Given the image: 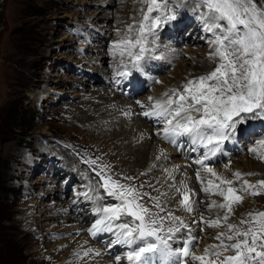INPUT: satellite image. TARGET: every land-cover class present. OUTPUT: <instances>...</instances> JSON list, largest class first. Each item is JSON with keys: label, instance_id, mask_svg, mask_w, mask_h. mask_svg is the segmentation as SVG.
<instances>
[{"label": "rangeland", "instance_id": "rangeland-1", "mask_svg": "<svg viewBox=\"0 0 264 264\" xmlns=\"http://www.w3.org/2000/svg\"><path fill=\"white\" fill-rule=\"evenodd\" d=\"M139 7L138 0H4L0 7V264H81L78 257L68 261L67 259L73 253L82 254L76 251L84 233L89 234L93 240L88 229L98 216L89 208L91 205L87 204L85 211L81 208V213L87 214L84 220L66 219L60 212H71L72 204L83 202L84 197L79 194L89 192V188L83 191L86 185L90 186L91 181L96 183L99 179L93 171L96 166L86 164V160H96L97 165H108L109 174L114 179H119L121 183H132L137 187L143 183L142 192L157 196L154 193L157 192L155 188L159 186H156L154 181L126 174L125 163L120 159V154H117L118 150L113 151L111 144L101 145L99 139L94 138L91 132L82 130L84 127L80 123L69 120L66 117L69 113L65 111L67 107L75 110L83 108L87 98L95 96L99 86L105 85V74L100 66L114 72H110V75L112 79L117 80L115 73L118 69V59H113L110 55L111 45L120 38L117 35L118 29L123 33L127 26L133 23L134 18L139 19ZM198 22L191 11H182L180 18L172 23V29L170 25H166L159 33V49L156 56L160 58L154 59V64L157 65L166 53L171 54L172 51L181 55L180 59L186 61V64L181 61L170 64L158 74L155 72L151 82L145 77L146 79L139 82L137 91L140 92L136 91L137 93L127 83L122 87L116 83H107L109 87L113 90L116 87V92L130 102L141 101L140 103L148 104L149 96L156 97L157 94L161 97L164 92L184 81L191 73L196 72L187 55H183L184 51L188 48L195 54L205 55L204 53L210 50L206 42L207 34L203 32L202 26L197 28L198 31H193ZM178 26L182 30L179 35L175 34ZM192 35L193 37H190ZM99 56L104 58L102 64L96 62ZM197 70L196 74L202 75L210 71L211 66L206 64ZM133 78L135 79L132 75L129 79ZM156 80L160 83H155ZM45 91L48 93L46 98ZM134 95L136 99L130 98ZM107 98L111 99L109 96ZM119 110L113 111L114 113L105 112L104 115L108 114L110 117L115 113L120 114L122 111ZM136 111L137 115L142 111L139 104ZM139 116L152 128L154 137L162 142L156 133L163 126L154 124L151 118ZM251 122L253 121L249 124L256 133L261 132L262 124ZM255 135H245L241 140L238 135L235 142L241 148L240 154L235 156L236 160L248 171L254 168L264 170L262 160L250 165H244L241 161L244 155L251 154L249 149L245 152L246 148L243 147L249 144L247 137H250L249 142H253L251 138ZM257 137L264 138V135L261 137L258 134ZM226 142L224 149L227 151L230 145ZM45 146L58 147L63 149L64 153L73 155V159L84 168L83 171H87L88 179L82 180L83 177L80 178L76 173L77 169H74L73 176L68 177L65 174L66 156L60 154L58 149L52 150L54 155L47 154L42 149ZM160 148L166 149L163 146ZM177 152L183 155L188 166L193 168L190 167L192 173L196 167L200 168L194 163L197 158H201L197 152ZM225 155L219 156L216 162L210 159V167H223L226 164L233 167V163L222 161ZM235 170L240 171V168ZM232 173L224 176L232 178ZM203 174L207 178V174ZM125 176H133L135 179L129 182L123 179ZM244 179L253 184L264 180L254 175ZM189 180L190 177L187 182ZM92 194L89 192V195ZM100 194H104L103 189H100ZM243 195V203L234 206L230 223L239 225L247 213L264 209V194ZM203 196L204 199L201 198L195 214L203 215L205 220L215 219L217 210L209 211L207 205L212 200H222L215 195ZM104 202L117 203L111 197L106 198ZM144 202L153 212L158 211L153 207V200L145 197ZM160 214L166 215V211ZM79 221L83 226L80 230L71 228L72 224L75 226ZM165 222L166 230L171 226ZM185 223L191 229L195 222L191 219ZM204 228L205 232L198 228V235L195 236H192L189 229H182L178 233L184 239L196 238L193 241V252L197 255H202L210 245L219 244L214 237L217 232L224 230L207 228L205 225ZM110 236L112 235L109 233L100 234L96 242L106 246L104 252L107 254L108 251L113 253V256L108 254L109 257L120 256V261L126 259L125 253L130 250L128 246L113 244L109 247L110 241L114 240L113 237L109 239ZM177 245L178 243H175L174 248ZM91 260L92 258L88 257L86 262Z\"/></svg>", "mask_w": 264, "mask_h": 264}, {"label": "snow or ice", "instance_id": "snow-or-ice-1", "mask_svg": "<svg viewBox=\"0 0 264 264\" xmlns=\"http://www.w3.org/2000/svg\"><path fill=\"white\" fill-rule=\"evenodd\" d=\"M138 4L139 19L134 18L123 33L117 30L120 38L112 42L110 49L112 58L118 59L115 73L120 78L115 81L118 85L126 81L131 86L129 78L133 72L147 75V61L160 58L156 56L160 30L177 21L182 11H191L207 34L210 50L203 63L210 65L211 70L202 75L190 74L191 78L170 88L161 98L149 96L148 104L140 101L137 104L142 109L139 115L163 126L156 133L162 140L180 147L178 141L186 138L194 146L193 151L204 149L202 157L194 161L200 165L195 173L200 192L219 196L222 202L212 200L207 208L217 210L216 218L205 220L201 215L200 222L208 228L224 230L214 237L219 244L205 248L202 255H195L193 241L196 238L177 236L182 229H189V225L170 210L166 215L160 214L166 211L161 197H167L171 202L176 195L155 189L159 195L153 197L141 191L143 183L138 187L121 183L109 174L108 165L86 160V164L96 166L93 171L99 178L89 186V192L94 195L89 192L79 194L94 202V212L98 216L88 231L93 237L111 234L114 240L110 241L109 247L113 244L128 246L130 250L125 253V258L129 264H264V212L247 213L239 222V225H245L244 228L229 222L234 206L243 203V194H264V180L253 184L244 177L257 174L239 170L232 173V178H227L205 163L224 152L226 141H235L238 135L257 134L250 121L264 122V2L138 0ZM154 82L160 83L158 80ZM123 115L127 117L132 113L124 112ZM249 151L264 161V138ZM162 158L168 157L160 149L156 159ZM156 167L152 165V168ZM163 171L168 180H175L174 172L179 171V166ZM202 173L208 174L207 178ZM123 179L131 182L135 177L125 176ZM179 185L172 183L168 187L179 195V205L184 211L194 212L199 207V203L192 199L197 193L186 180H180ZM100 189H103V195ZM108 197L117 203H105ZM145 197L154 201L153 207L158 211L153 212L146 206ZM166 220L172 222V226L165 230ZM170 241L181 246L174 248ZM91 252L92 249H88L84 256ZM120 259V256L115 257L117 262Z\"/></svg>", "mask_w": 264, "mask_h": 264}, {"label": "bare ground", "instance_id": "bare-ground-1", "mask_svg": "<svg viewBox=\"0 0 264 264\" xmlns=\"http://www.w3.org/2000/svg\"><path fill=\"white\" fill-rule=\"evenodd\" d=\"M136 15L134 17H136ZM200 25H201V23L198 22V24H196V26L193 27L194 28L193 31H198L197 28L200 27ZM173 27H174V25L171 24L170 29H172ZM176 28L177 29H176L175 34L179 35L182 32V30H180V26H178ZM194 34H196V33L194 32ZM190 37H193V35ZM196 41H197V39H196ZM172 52L173 53H171V54H169L170 52L166 53L167 55H165V57H163L162 61L157 63V65L154 64V62H153L154 59L147 61V64H146V72H148L147 75H142L140 73L135 72L133 74L135 79L134 78L129 79L131 81L130 87L132 88V90L134 92H136L138 90L139 82H141L142 79H146L145 77H147L148 81L151 82L155 77L154 76L155 72L158 74L159 71H162V69H165L167 66H170V64H174L178 61H181V63L186 64V61L184 62L183 59L182 60L180 59L181 55H179L175 51H172ZM184 53L185 54H183V55H187L188 59L191 61L190 64L193 65V69H195L196 72L198 71L197 70L198 68L200 69V66H203V65L206 66V63H203V61L207 57L208 52L204 53L205 55H203V54L198 55V54H195V52L193 50H189L187 48L184 51ZM164 60H166V61H164ZM103 61H104V58H101L100 56L97 57L96 62L98 64H102ZM100 68L105 74V76H104L105 85L99 86L100 87L99 91L97 92V94L95 96H93L91 98H87V100L83 103V108L75 110L73 108L67 107L65 111L67 113H69L68 114L69 116H66V117L69 118V120L75 121L76 124L80 123L84 127V128H82V130H85L86 132L87 131L91 132L92 133L91 135H93L94 138L99 139V142L101 143V145L107 146L108 144H111L113 146V151L117 149L118 150L117 154H120V159L125 163L126 174L130 173V174H134L135 177L139 176V178H142L144 180L150 179L151 181H154L156 186L162 187L161 189L163 191H161V189H159L160 192H167V193H169V195H176L172 189H169L168 185L172 184L174 182H177V186L179 187L180 186L179 181L182 180L183 176H185V179H183V180H186V182H187V178L190 177V180L187 183L190 184L191 187L190 186L189 187L193 188V190L197 193V195L195 197H193L192 199H194L195 201H197L200 204V202H201L200 200H201V198L204 197L203 196L204 193L200 192V185H199L200 183L194 177L197 169L195 170V172L192 173V170H191L192 167L190 166L191 167L190 168L188 166V164L186 163V161L184 160V158H183L184 156L177 152V151H180L181 153L183 152V154L187 153V151L192 150V148L194 146L191 145L190 143H188L186 138H181V140L178 141V143L180 144V147H176L173 144L168 143L167 141H164V140L161 142L159 139L155 138L156 136L154 137L152 128H150V126L147 124V122H145L144 119L141 120L140 116L137 115L136 110H137L138 104L135 103L137 101L130 102L129 99L126 100L124 97H121L120 93L118 92L119 93L118 94L116 92L115 89H117V88L115 86H114L115 87L114 90L112 88H110L107 83H111V84L115 83L114 81L116 80V78L112 79V75H110V72H112V71L109 72L108 69L103 68L101 66H100ZM191 68H192V66H191ZM204 68H206V67H204ZM201 69H202V67H201ZM177 70H178V68H177ZM196 72H193L191 74L197 75ZM113 73L114 72H112V74ZM94 76L98 77V75H94ZM106 77H107V79H106ZM187 78H191L190 75L188 77H186V79ZM117 79H119V78L117 77ZM186 79L184 81L178 83V84L176 83L177 85H175L174 87L181 85L182 83H184L186 81ZM133 80H135V81H133ZM132 81H133V83H132ZM126 83L128 84V82H126V81L119 84V87H122ZM164 86L166 87L167 84ZM174 87H172V88H174ZM163 89L164 88H162V90ZM137 92H140V91H137ZM159 94H161V93H159ZM47 96H48V93L45 94V98ZM107 96H109L111 99L108 100ZM159 96L160 95L156 94V97L154 95V98H156V99L161 98ZM117 109L118 110L120 109L122 112H120V114L115 113L114 115H112L110 117L107 116L108 114H106L107 117L104 115L105 112L114 113L113 111H115ZM129 111L132 113L131 116L126 117L125 115H123L124 112H129ZM251 123H254V124L256 123V125H260L263 122L253 121ZM251 139H253L254 141L255 140L258 141L261 138L254 136ZM235 142H236V140L235 141H227L226 144L230 145V149H229L230 152H228V150L226 151L224 149V152L222 154L218 153L217 156L212 158L211 160L213 162H216L217 158L219 156H223V154L225 155V153H227L229 155V154H234L237 151H241V148L238 147V144H235ZM160 146H163L164 148H166V149H163V148L162 149L167 154V157H168L167 159H163V158L160 160L156 159V157L158 155H160V149H161ZM251 146L253 147L254 144H251V143L246 144L243 147L248 148ZM223 148H224V145H223ZM42 149H43V152H46L47 154L50 153L51 155H54V154H52V150L58 149L60 154L66 156L67 166L65 168V171H66L65 174H67L68 177L73 176L74 169H77L76 173H77V175L80 176V178L83 177L82 180L86 181L88 179L87 178L88 177L87 171L86 170H84L86 172L83 171L84 168L82 169L80 164H78L76 162V160L73 159V157H72L73 155L71 156L70 154L64 153V150L61 148H58V147L53 148L51 146H45ZM201 149H203V148H200L198 151H201ZM247 154L241 158L242 159L241 161L244 163V165H247V164L250 165V163L257 162V161L259 162L260 159H257L253 153H251V154L247 153ZM44 157H45V155H44ZM45 158H48V157H45ZM129 158H132V160ZM49 159L51 160V158H49ZM187 159H188V157H187ZM232 159H233V167L231 165H229V168H225V165L223 167H218V166H216V167L211 166V167H213L215 171L222 174L223 176L224 175H226V176L230 175L231 172L236 171L235 168L239 167L240 172H242V173H256L257 175H254V176H260L261 178H264V170L259 169V168L258 169L254 168L252 171H248L247 169L242 168L241 163L236 160V157H233ZM187 161H189V160H187ZM152 165H157V167L152 168ZM72 166H74L76 168H73ZM174 166H179V171L174 172L175 180H168L167 179V173L164 172L163 169H165V168L173 169ZM150 168H152V170L149 172L148 170ZM246 171H248V172H246ZM141 173H147V174L141 175ZM207 176H208V174H207ZM246 177L247 176H245V178ZM141 181L143 182V180H141ZM91 182H92L91 184H95L94 181H91ZM91 184H89V185H91ZM88 188H89V186L86 185V189L83 191H86ZM57 192H59V191L57 190ZM60 193L61 192H59V195H61ZM154 194L159 195L158 192H155ZM92 195H94V193ZM63 196L64 195H62V197ZM176 197L177 198L172 200L171 202H168L167 197H161V203L163 202L162 204L165 205L166 212L169 209L174 215L180 216L184 220V222H187V223L191 219L193 221H195V223H193L192 227H191L192 236H195L196 234L198 235L199 229H203V231L205 232L206 230L204 228V225H202V222H200V217H199L200 215H198V213L195 214V212L197 210L192 212V215H190L191 213L189 214L188 212L184 211L180 207L179 195H176ZM83 199L84 200L81 203L76 202V203L72 204L73 210H71V212H60L61 215L63 217H65L66 219H71V218L72 219H80L81 218V220H84L86 218L87 214L84 215L83 213H81L82 212L81 208H83V211H85L86 204L92 203L91 205H93L92 207L94 209V202L91 200L85 199V197ZM64 205H66V204H64ZM89 208H91V206ZM78 209H80V210L77 211ZM93 212H94V210H93ZM188 218H191V219L189 220ZM167 222L169 223L168 225L172 226V222L166 221L165 223H167ZM73 227L80 230L83 226H82V223H80V221H79L78 223L75 224V226L72 224L71 228H73ZM184 233H185V231H184ZM177 236H180V235H178V233H177ZM199 236H201V235H199ZM112 237L113 236H110L108 238L110 239ZM97 238H98V236L93 237V240H92L89 234L87 235L86 233H84V235L79 240L80 244L78 245V249L76 251V252H80L82 254L79 253L80 255H75L73 253L67 259V261L71 260L75 257H78L81 260V264L82 263L83 264H117V263H119L120 261L117 262L116 260L113 259V257H109V255L106 252H104L106 250V246H102V244L100 245L99 243H97L96 242ZM170 243H173V242L170 241ZM174 245H175V243H173V247H174ZM178 246L180 247L179 243H178L177 247ZM88 249H92V252L87 257H83L84 252L87 251ZM197 250H199V249H197ZM96 252H99L100 254L96 255ZM194 254L197 255V253H194ZM88 257H91L92 260L89 262H86V259Z\"/></svg>", "mask_w": 264, "mask_h": 264}, {"label": "water", "instance_id": "water-1", "mask_svg": "<svg viewBox=\"0 0 264 264\" xmlns=\"http://www.w3.org/2000/svg\"><path fill=\"white\" fill-rule=\"evenodd\" d=\"M3 2H4V0H1V1H0V7H2ZM1 28H2V27L0 26V29H1Z\"/></svg>", "mask_w": 264, "mask_h": 264}]
</instances>
